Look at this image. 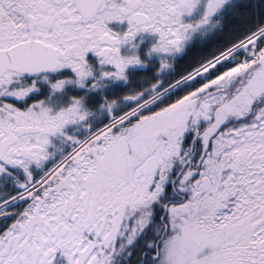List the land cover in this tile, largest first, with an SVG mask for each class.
<instances>
[{
  "label": "snow or ice",
  "instance_id": "obj_1",
  "mask_svg": "<svg viewBox=\"0 0 264 264\" xmlns=\"http://www.w3.org/2000/svg\"><path fill=\"white\" fill-rule=\"evenodd\" d=\"M0 264H264V0H0Z\"/></svg>",
  "mask_w": 264,
  "mask_h": 264
},
{
  "label": "flooded vegetation",
  "instance_id": "obj_2",
  "mask_svg": "<svg viewBox=\"0 0 264 264\" xmlns=\"http://www.w3.org/2000/svg\"><path fill=\"white\" fill-rule=\"evenodd\" d=\"M114 27H116V25H113Z\"/></svg>",
  "mask_w": 264,
  "mask_h": 264
}]
</instances>
